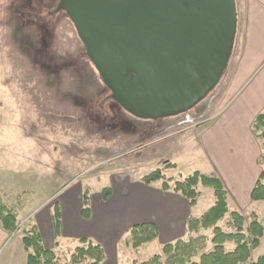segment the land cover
<instances>
[{
    "label": "rangeland",
    "instance_id": "374dc122",
    "mask_svg": "<svg viewBox=\"0 0 264 264\" xmlns=\"http://www.w3.org/2000/svg\"><path fill=\"white\" fill-rule=\"evenodd\" d=\"M2 2L6 7L1 10L0 53L5 57L1 61L0 87L13 89L0 91V100L8 106L6 117L0 116V187H5L14 196L21 195L25 202L24 213L41 207L45 210L58 199L61 188L73 178L90 196L100 194L116 182V177L111 174L126 171V166L130 167L128 173L134 182L142 181L143 176L157 169H161L172 183L184 181L195 171L206 172L205 156L195 142H192L195 143L193 149L171 158H160L163 145L142 150L143 136L135 132L137 126L128 121L130 115L113 103L111 92L107 91L86 57L73 24L63 12L55 13L58 0L54 5V0L38 1L45 6L38 7L40 26L34 25L31 0ZM28 4H31L30 8ZM17 5L21 7L23 19L15 21L11 7ZM240 10L239 17L243 21L244 14ZM6 13L7 17L4 16ZM41 17L45 18L44 22ZM225 84L226 79L221 80L207 99L189 114L195 117L209 111L215 117L216 103L222 97ZM175 118L158 123V129H155L160 135H169L172 131L196 130L205 123L199 122L193 128L195 125L187 122L185 114ZM259 142L264 152L263 141ZM32 149H44L56 162L55 170L48 171L41 164L38 166L39 180L34 179L37 174L31 170L33 161L39 158ZM41 159L47 161L46 157ZM167 163L174 167L165 168ZM161 184L157 182L153 187ZM200 190L203 196L196 214L206 209L208 194H213L203 187ZM262 206L263 203H258L248 210L259 215ZM22 219L20 215V222ZM220 225L225 228L222 223ZM211 233L201 234L210 237ZM20 236L21 233L7 242L0 252V264H26V252L19 243ZM126 238L118 247L117 264H142L154 255L162 254L163 244L159 240L135 249ZM77 245L71 241L56 250L62 263L70 260ZM234 245L227 243L226 250L231 251ZM211 248L213 246L209 243L207 250L200 252L193 261H198ZM252 256L256 260L264 256V237ZM166 258L162 254V261ZM253 262L251 258L248 263Z\"/></svg>",
    "mask_w": 264,
    "mask_h": 264
},
{
    "label": "crops",
    "instance_id": "0c3cea01",
    "mask_svg": "<svg viewBox=\"0 0 264 264\" xmlns=\"http://www.w3.org/2000/svg\"><path fill=\"white\" fill-rule=\"evenodd\" d=\"M2 1L0 0V20L3 17L1 10L5 6ZM236 1L238 10L241 5L243 6L241 9L244 14L243 21L239 17L233 56L222 78V80L226 79V84L222 97L216 103V116L200 124L196 130H185L183 133L172 131L169 135H160L157 124L168 119L176 120V118L142 121L129 116L131 118H128V121L138 128L136 131L133 128L132 131L143 136L142 150L163 145L160 158H171L178 153H184L193 149L197 143L205 156L207 165L206 172L200 170L195 172L218 177L228 193L229 207L237 209L249 219L251 214H257L256 211L248 209L258 204L252 201L251 195L262 174V168L259 165L262 147L252 132V124L260 114L264 113V0ZM19 6L11 7L12 18L15 21L19 18L23 19ZM4 16L7 17V13ZM3 57L5 56L0 53V68ZM0 83H2L1 79ZM2 87L0 91L3 92L13 89ZM13 106L16 107V105ZM7 109V103L0 100V116L6 117ZM15 115L17 116V112ZM22 117L21 122L24 123ZM19 137L22 138L18 135ZM31 138L35 141L34 137ZM32 153L40 158L33 161L31 169L34 174H37L33 176L34 179L39 180L38 166L44 165L50 171L54 169L56 162L44 149H32ZM3 154L2 156L6 155ZM41 156L46 157L47 161L42 160L41 158L44 157ZM35 166H37L36 170ZM126 168V171H114L111 174L112 177H116V182L110 187L112 195L107 202L103 201L101 193L89 195L91 209L89 219H84L82 216L85 192L82 185L76 182V178L70 179L61 188L58 199L45 210H41V207L29 213H24L25 202L22 201L20 194L14 196L5 187H0V196L4 203L17 212L19 219L20 215L23 218L21 222L19 220L18 231L12 235L5 232L0 224V252L9 240L15 239L19 233H21L20 241H17L22 243L24 232L35 227L44 247L48 250L56 251L64 243L74 241L79 244L80 240L88 239L103 247L106 254L103 264H117L118 247L123 240L127 239L134 226L143 223L155 224L159 230L156 241H161L164 246L180 239H187L189 218H200L214 204V194L212 196L208 194L206 209L196 214L195 211L198 210L203 196L202 192L197 204L193 207L180 194L164 191L162 184L155 188L153 187L155 183L148 186L142 181L134 182L128 173L130 167L126 166ZM52 184L54 185V182ZM56 205L62 213L58 234L53 225ZM262 207L259 215L257 214L259 220L264 218V206ZM262 212L263 216H261ZM234 248L235 245L231 250ZM252 261H256L253 256Z\"/></svg>",
    "mask_w": 264,
    "mask_h": 264
},
{
    "label": "water",
    "instance_id": "95a60500",
    "mask_svg": "<svg viewBox=\"0 0 264 264\" xmlns=\"http://www.w3.org/2000/svg\"><path fill=\"white\" fill-rule=\"evenodd\" d=\"M111 99L142 121L196 109L220 84L236 0H59Z\"/></svg>",
    "mask_w": 264,
    "mask_h": 264
},
{
    "label": "trees",
    "instance_id": "16d2710c",
    "mask_svg": "<svg viewBox=\"0 0 264 264\" xmlns=\"http://www.w3.org/2000/svg\"><path fill=\"white\" fill-rule=\"evenodd\" d=\"M31 1L33 5L28 4V6L31 5L33 10L45 7L40 5L39 0ZM42 19L44 22L45 18ZM113 103L115 102L113 101ZM252 132L258 141H263L264 148V113L260 114L253 122ZM259 165L262 168V174L252 191L251 199L256 203H264V152L259 159ZM172 167L174 165L171 163L165 165V168ZM141 180L148 186L162 182L164 191L180 194L193 207L201 197L200 187L211 190L215 198L213 206L200 218H189L187 223L188 239H180L162 247V254L167 256L165 261H162L161 254L154 255L142 264H246L251 261L253 252L259 247L260 241L264 237V218L259 220L258 215L253 213L248 219L237 209H231L228 204V193L218 177L205 176L195 172L184 181L172 183L165 178L161 169H157L143 176ZM111 195L110 187L104 188L101 192V197L105 202L111 198ZM83 204L82 216L84 219H89L91 209L88 191L84 193ZM61 219V210L56 205L53 215L56 234L60 231ZM221 223L225 228L220 225ZM0 224L2 229L10 235L15 234L19 229L17 212L5 204L1 196ZM207 231L212 232L210 237L201 234ZM158 237L159 230L155 224L143 223L131 229L128 241L135 249H138L154 243ZM231 242L235 244V248L228 251L226 244ZM22 243L27 253V264H103L106 260L105 251L100 244L82 239L70 260L62 263L55 250H48L44 247L41 236L35 227L24 232ZM209 243L212 244L213 249L203 253L199 260L194 262V258L198 257L200 252L207 250ZM252 264H264V256Z\"/></svg>",
    "mask_w": 264,
    "mask_h": 264
},
{
    "label": "built area",
    "instance_id": "2783aa9c",
    "mask_svg": "<svg viewBox=\"0 0 264 264\" xmlns=\"http://www.w3.org/2000/svg\"><path fill=\"white\" fill-rule=\"evenodd\" d=\"M185 116H186L187 122L189 124L195 125V126H193V128H196L198 126L197 124L199 122L200 123L206 122V121H208L214 117V115L211 116L209 111L202 112L195 117H192L189 113L185 114Z\"/></svg>",
    "mask_w": 264,
    "mask_h": 264
},
{
    "label": "flooded vegetation",
    "instance_id": "af4514ba",
    "mask_svg": "<svg viewBox=\"0 0 264 264\" xmlns=\"http://www.w3.org/2000/svg\"><path fill=\"white\" fill-rule=\"evenodd\" d=\"M55 1L56 0H54V2H53V4L52 5H54V3H55ZM59 1V0H58ZM57 4H58V2H57ZM28 8H30V7H28ZM57 8V7H56ZM32 11H33V13H35V15L33 16L32 15V17H33V20L35 19V21H34V25H36V26H40L39 24H40V22H38V21H40L41 19L39 18V13H38V10L37 9H31ZM32 13V14H33ZM65 14V13H64ZM42 21H43V19H42ZM41 21V22H42Z\"/></svg>",
    "mask_w": 264,
    "mask_h": 264
}]
</instances>
